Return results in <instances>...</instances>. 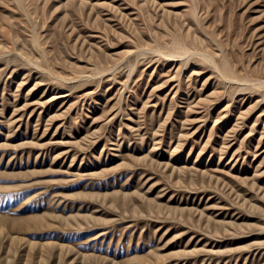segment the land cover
I'll use <instances>...</instances> for the list:
<instances>
[{
    "label": "rangeland",
    "instance_id": "rangeland-1",
    "mask_svg": "<svg viewBox=\"0 0 264 264\" xmlns=\"http://www.w3.org/2000/svg\"><path fill=\"white\" fill-rule=\"evenodd\" d=\"M0 264H264V0H0Z\"/></svg>",
    "mask_w": 264,
    "mask_h": 264
}]
</instances>
